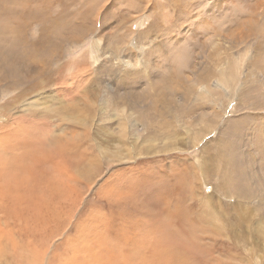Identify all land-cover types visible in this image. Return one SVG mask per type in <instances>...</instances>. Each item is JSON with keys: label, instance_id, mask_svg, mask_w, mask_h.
Listing matches in <instances>:
<instances>
[{"label": "rangeland", "instance_id": "374dc122", "mask_svg": "<svg viewBox=\"0 0 264 264\" xmlns=\"http://www.w3.org/2000/svg\"><path fill=\"white\" fill-rule=\"evenodd\" d=\"M38 1L29 10L111 12L102 28L96 13L90 22L114 40L101 37L92 65L84 36L0 92L5 255L264 264V0ZM29 22L20 32L35 39ZM102 64L114 81H93Z\"/></svg>", "mask_w": 264, "mask_h": 264}, {"label": "bare ground", "instance_id": "6f19581e", "mask_svg": "<svg viewBox=\"0 0 264 264\" xmlns=\"http://www.w3.org/2000/svg\"><path fill=\"white\" fill-rule=\"evenodd\" d=\"M71 1H75V0H71ZM132 1L129 3L131 4ZM33 2H39V1L38 0H0V92L4 95L10 92L11 90L16 89L18 86L25 84L26 80L28 79L27 77L28 72H30V75L32 73L37 72L34 69L35 63L32 65L30 63L33 60H36L37 58L38 59L40 58L41 60L43 59L40 63L42 64L41 66L44 67L46 65V60H47V63L50 64V62H52L53 60V56L56 53L62 51L63 49L62 47H68V48L75 47L82 43L81 40L83 39L84 36H87V37L92 36L90 46L88 49L89 52L91 53V56L89 58L92 61L91 62L92 65H96L100 61V53L103 52V55H105V53L107 52L106 50H104L107 47V45L103 47L100 46V43L102 42V39H103V38L101 39V37H105V38L112 37V39L114 38L113 35L104 36V34L101 35L100 33L97 34L98 32L96 33L94 32L95 31L94 29H97V26H99V28H102V24L105 22V20L110 19V18H112L111 20L114 19V16H113L114 14H112L111 12L106 15L103 14L105 15L104 18H103L102 13L101 14L99 12L96 13L97 12L96 10L98 9L94 7L85 8L82 13L80 12L77 13L74 10L72 13L70 12L65 13L64 10L62 9L64 7L68 9V6L62 5L59 3V4H53L55 6L58 5L59 8L56 11H59V12H57V14L54 13L52 15V12L55 11L52 8V4H44L43 2L40 1L41 4L34 5L36 9L30 8L31 10H29V7L30 5H32ZM129 3H128V0H126L125 4H129ZM97 4H99V2L94 4L95 7L98 6ZM119 4L121 3L119 2ZM136 6L137 4L134 3V5L130 7V10L131 8H133L132 10L136 11L137 10ZM256 9L258 10L259 7H257ZM95 13H96V16L94 17L95 21L93 22L94 23L93 25L94 29H93V27H91L93 24L91 23L92 22L91 18H92V15H94ZM145 18L146 16L140 19H145ZM102 19H104L103 22H101ZM28 20H30L29 27L32 25L29 29H31L32 27L33 28L35 27L34 28L35 35L37 36L35 39H34V36H32V39L29 38L32 32H29L28 37L27 36L24 37L23 34L20 32V29H21L20 22L25 23V22H28ZM116 20L118 22V26H117V23L116 25L114 24V30L118 32L120 31V28L126 22L123 23L124 19L122 18V16L117 17ZM139 26H140V23H139ZM149 31L150 29L146 32V34ZM143 38L144 37H142L140 33H138L137 40H142ZM39 47H42L43 51H42V48H39ZM140 49H141V52H145L143 50L144 49L143 44L140 45ZM110 51L112 52L113 50L110 49ZM113 54L115 53L113 52ZM110 56H112V54ZM119 62L124 63L126 67H130V63L127 60H125V62H123L122 60H119ZM103 73H105L113 81H114V75L117 76V74H114L112 69H108L107 66L105 67V65L102 64V66L98 68L96 72H94L95 74L94 78H92L91 76L90 77L93 79L95 83H97L96 81H98V77H100V75ZM88 74L90 75V73ZM196 78L200 79L199 80L200 83L206 81V79H203L200 76L199 77L196 76ZM126 80L128 81L127 78L124 79V81ZM115 81L117 82L118 80H115ZM111 86L112 85H110L109 88H111ZM111 91H113V88H111ZM147 109H148V106H147ZM160 115L159 117L162 119L164 114H160ZM138 125L139 124H135V127L133 128L134 131L140 130V126ZM36 247H35V250H36ZM25 249L28 251L26 253H30L31 255L24 256L22 254L23 256L14 255V256L9 257L5 255L4 249L0 246V264H54L55 263L53 259L52 260L48 259L43 254L32 253L34 250L31 247L27 246L25 247ZM62 262L63 261H59L58 264H61Z\"/></svg>", "mask_w": 264, "mask_h": 264}]
</instances>
